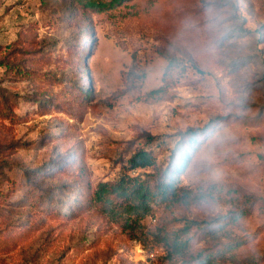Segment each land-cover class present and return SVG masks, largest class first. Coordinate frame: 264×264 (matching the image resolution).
I'll return each instance as SVG.
<instances>
[{"label":"rangeland","instance_id":"374dc122","mask_svg":"<svg viewBox=\"0 0 264 264\" xmlns=\"http://www.w3.org/2000/svg\"><path fill=\"white\" fill-rule=\"evenodd\" d=\"M83 18L88 30L67 0H0V226L23 239L0 264H195L201 251L205 264H264V0H125ZM162 52L175 57L164 84ZM74 86L91 97L62 94ZM210 122L175 183L216 199L167 216L170 230L191 226L187 256L154 239L160 206L136 238L98 210L45 215L75 202L56 186L115 179L136 149L164 166L181 133Z\"/></svg>","mask_w":264,"mask_h":264},{"label":"trees","instance_id":"16d2710c","mask_svg":"<svg viewBox=\"0 0 264 264\" xmlns=\"http://www.w3.org/2000/svg\"><path fill=\"white\" fill-rule=\"evenodd\" d=\"M122 1L125 0H67V7L73 24L88 30V24L83 18L85 12L111 10ZM13 51V59L16 60L18 55L15 52H17V49H13ZM161 54L168 63L163 72L164 84L171 68L175 65V57L165 52ZM82 58H84V55H82ZM20 62V60H17L9 64L8 60H6L5 68L13 69L16 75H22L24 71L19 65ZM76 87H78L77 90H75ZM164 89L163 85L157 90L151 91L149 95L157 96ZM74 90L67 87L62 94L69 97L73 95L75 99L77 97L80 99H89L91 97L90 91L83 86H74ZM6 110V107L0 108L2 114L7 112ZM5 117H9V115L5 114ZM211 123H208L202 129L189 128L181 133L177 143L178 150L176 154L170 156L164 166L157 165L151 150L136 149L128 155L121 166V172L115 179L99 182L93 187L85 182L80 185L78 181L56 186L55 190L58 194H67V189L72 190L75 194V202L64 203L60 208L56 209L55 207H47L45 215L50 218L61 219V223H66L65 221L72 220L74 217L85 214L91 209L98 210L110 222L117 224L122 232L131 238H136V232L142 228V221L147 217L153 216L155 207L160 206L166 216L161 221V224L151 231L154 239L163 247L169 258L187 256L190 250L189 239L188 237L184 238V236L189 232L191 226L186 225L182 229L170 230L167 222L171 221V218L168 219L167 216L181 207L199 201L216 199L219 191L214 189L206 192H193L189 189L179 188L175 183L177 175L189 163L190 151L194 152L196 150L205 128ZM145 169H149V171L140 172ZM135 171L137 172L135 173ZM0 195L2 196V193ZM52 200L53 198L45 199V202L49 204ZM238 216L234 212L224 216L222 221L220 219L209 221L205 229L213 232L215 226L222 228L224 222H227V220L228 223L233 222ZM32 229L36 230L35 226H32ZM14 232L12 225L0 226V257L11 252L18 241H23L20 231L15 234ZM11 234L14 235L7 239ZM235 246L231 245V248L228 247L227 250H234ZM224 252H226L225 249L220 254H224ZM209 258L211 256H204L201 251L192 260H196L195 264H205Z\"/></svg>","mask_w":264,"mask_h":264},{"label":"built area","instance_id":"2783aa9c","mask_svg":"<svg viewBox=\"0 0 264 264\" xmlns=\"http://www.w3.org/2000/svg\"><path fill=\"white\" fill-rule=\"evenodd\" d=\"M149 256H150V258H153L154 257V254L153 253H150Z\"/></svg>","mask_w":264,"mask_h":264}]
</instances>
